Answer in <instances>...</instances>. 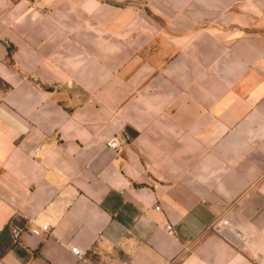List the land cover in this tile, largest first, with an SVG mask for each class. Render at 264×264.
Returning <instances> with one entry per match:
<instances>
[{"label":"crops","instance_id":"obj_1","mask_svg":"<svg viewBox=\"0 0 264 264\" xmlns=\"http://www.w3.org/2000/svg\"><path fill=\"white\" fill-rule=\"evenodd\" d=\"M0 264H264V0H0Z\"/></svg>","mask_w":264,"mask_h":264},{"label":"built area","instance_id":"obj_2","mask_svg":"<svg viewBox=\"0 0 264 264\" xmlns=\"http://www.w3.org/2000/svg\"><path fill=\"white\" fill-rule=\"evenodd\" d=\"M125 143L124 140H121L117 137L111 139L108 143L109 147H111L114 150H118L119 148H121L123 146V144ZM39 149H35L34 153H38ZM159 209V207H157ZM32 233L34 235H42L43 233H50L51 232V226L49 224H45L43 226H34L31 228ZM166 230L168 232L169 235H173V236H177V230L175 229V227L173 225H167L166 226ZM11 232H12V237L14 239V241H19L21 238V234H22V230L15 226V225H11ZM72 252L78 256V257H83L84 256V252L79 249L78 247H74L72 248Z\"/></svg>","mask_w":264,"mask_h":264}]
</instances>
